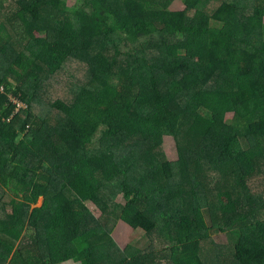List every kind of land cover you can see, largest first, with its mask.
Masks as SVG:
<instances>
[{"label": "trees", "instance_id": "trees-1", "mask_svg": "<svg viewBox=\"0 0 264 264\" xmlns=\"http://www.w3.org/2000/svg\"><path fill=\"white\" fill-rule=\"evenodd\" d=\"M12 1L0 264H264V0ZM118 220L149 244L120 248Z\"/></svg>", "mask_w": 264, "mask_h": 264}, {"label": "rangeland", "instance_id": "rangeland-1", "mask_svg": "<svg viewBox=\"0 0 264 264\" xmlns=\"http://www.w3.org/2000/svg\"><path fill=\"white\" fill-rule=\"evenodd\" d=\"M0 1L3 2L4 4V9L1 8L2 12H4L5 9L10 10L14 8V3L12 0H0ZM75 6H78V0H62L60 4V9L64 11L67 8L75 7ZM170 9L174 11L183 10L184 4L181 0H175L170 6ZM4 19L5 18L0 17V23H1V28H2L1 32L2 34L5 35L7 31L5 27L8 29V25ZM73 66H75V64H73ZM70 69L71 71H78V75L81 76V73L79 72L80 68L78 64H76L75 67H71V64H70ZM55 83L57 85H55ZM69 84H70V79L68 77V74H65V73L61 74L58 77V79L51 84V87L49 90V95H50L51 100L56 99V98H65L67 91L69 90ZM14 101L17 102L16 99H14ZM21 107L25 109L26 106L21 103ZM198 107H199V103L195 99H193L189 102L186 112L189 115L194 116L197 113ZM36 111L40 112V108H37ZM231 118H232V114L226 115V120L228 122L231 120ZM163 148H164V152L167 158L169 159L177 158L178 152H177L176 142L174 138L165 136L163 138ZM219 200H220V204L223 210L232 211L234 209V201L229 192L227 191L220 192ZM43 201L44 199L42 198L39 202V206L43 204ZM89 207L97 216H100V212L95 208L94 205H89ZM219 237H220V241L226 244L227 236L225 234H220ZM113 238L115 239V241L117 242L120 248H123L126 244H132L139 248H144L150 242L149 238L143 233V231L133 230L127 224L119 220H118L117 227L115 228L113 232ZM64 264H75V263L67 262Z\"/></svg>", "mask_w": 264, "mask_h": 264}, {"label": "built area", "instance_id": "built-area-1", "mask_svg": "<svg viewBox=\"0 0 264 264\" xmlns=\"http://www.w3.org/2000/svg\"><path fill=\"white\" fill-rule=\"evenodd\" d=\"M0 90H3V87H1L0 88ZM11 98V101H12V103L14 104V105H16V111H15V114H18L19 113V110H21V109H23V107H21V101H19L18 99H16L15 97H10ZM14 99H16L17 100V102L16 101H14ZM23 104V103H22Z\"/></svg>", "mask_w": 264, "mask_h": 264}, {"label": "crops", "instance_id": "crops-1", "mask_svg": "<svg viewBox=\"0 0 264 264\" xmlns=\"http://www.w3.org/2000/svg\"><path fill=\"white\" fill-rule=\"evenodd\" d=\"M41 206V205H40ZM96 208V207H95Z\"/></svg>", "mask_w": 264, "mask_h": 264}]
</instances>
